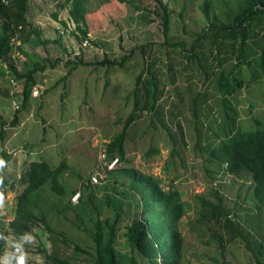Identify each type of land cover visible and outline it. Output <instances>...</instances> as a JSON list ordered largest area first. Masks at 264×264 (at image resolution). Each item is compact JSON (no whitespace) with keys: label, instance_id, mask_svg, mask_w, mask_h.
<instances>
[{"label":"rangeland","instance_id":"rangeland-1","mask_svg":"<svg viewBox=\"0 0 264 264\" xmlns=\"http://www.w3.org/2000/svg\"><path fill=\"white\" fill-rule=\"evenodd\" d=\"M162 1L169 14L165 32L151 0H85L87 37L83 38L70 17V1L28 0L27 20L40 29V37L48 42L45 47L34 48L28 41L20 42L22 32L16 30L12 61L18 70L31 67L41 56L55 64L49 66L46 62L48 66L35 74L42 90L38 95L30 93L22 107L23 80L0 62V218L7 226L14 219L17 197L24 188L20 176L29 161L44 159L53 167L64 160L67 168L61 182L65 194H55L50 183L34 194L33 209L41 218L28 231L34 240L29 242L9 234L1 255L9 258L0 259V264H15V257L21 252L25 264H52L45 253H55L70 264H94L90 231L94 230L97 216L113 217L106 199L108 194L119 192L113 182L125 178L117 170L123 166L158 177L165 190L177 187L184 192L186 211L177 224L182 238L179 264H218L222 260L208 225L198 219L200 196L209 198L215 190L223 194L231 218L243 230L250 247L258 251L264 245V214L249 201L250 178L228 174L224 168L214 172L212 164L194 149L191 98L197 92L210 100L217 97L212 81L205 79L185 56V49L208 23L200 9L202 0ZM225 4L219 2L211 7L212 20L221 19ZM20 44L26 55L16 50ZM143 49L163 90L161 117L169 131L156 120H152L155 128L149 127L151 116L141 115L128 128L126 163L111 167L114 160L104 159L105 144L121 131L132 108L128 94L141 69ZM204 49L213 77L218 70L215 46L206 43ZM103 59H124V66L96 63ZM75 61L80 64L75 66ZM224 65L229 66V61L224 60ZM11 79L18 82V110L8 95ZM260 96L259 86L240 91L235 98L237 123H249L251 115L262 109ZM214 101L210 103L212 108ZM250 102L254 104L251 110ZM15 119L16 124H12ZM200 130L209 133L205 127L200 126ZM169 132L176 143L169 138ZM150 145L157 151L151 152ZM86 184L89 186L84 187ZM118 240L122 263L128 264L130 250L122 232ZM224 245L227 264H264V247L257 260L253 250L239 238Z\"/></svg>","mask_w":264,"mask_h":264},{"label":"trees","instance_id":"trees-1","mask_svg":"<svg viewBox=\"0 0 264 264\" xmlns=\"http://www.w3.org/2000/svg\"><path fill=\"white\" fill-rule=\"evenodd\" d=\"M68 1L69 14L75 28L86 38L85 0ZM151 1L155 4L156 15L161 20L165 32L169 23L167 6L162 0ZM8 2L0 3V62L5 64L11 74L23 80L20 93L23 107L32 87L36 85L35 74L43 71L48 65L53 66L55 62H51L47 56H41L40 60L31 63V67L18 70L11 58L15 50L13 40L16 30L22 32L19 36L20 42L28 41L34 48L39 45L45 47L48 41L41 38L40 29L32 26L27 20L25 12L28 0ZM219 2L226 3L225 10L222 11L221 19L212 20L210 9L212 6H218ZM200 9L208 23L197 33L189 48L185 49L183 43L181 48L185 49L186 58L204 78L212 81L217 97L211 99L216 100L215 108L211 107L210 98L202 92H197L191 98L190 108L195 130L194 149L204 155L205 161L212 164L214 172L219 173L224 168L226 173L234 176L247 175L251 180L248 186L251 193L249 201L255 205L258 212L264 214V0H202ZM206 43L213 44L216 50L218 70L213 73V77L205 56ZM16 50L26 55L21 44L16 46ZM142 54L141 69L135 76V84L128 94L132 108L121 131L105 144L104 159L107 162L116 159V167L119 162L126 163L125 140L128 128L141 115L151 116L149 127L155 128L152 120H156L163 129L168 130L161 117L163 113L160 100L163 90L159 86L152 63L144 58V49ZM223 54L226 58H223ZM124 59H103L96 63L107 67H122ZM224 60L229 61L230 65L225 67ZM73 63L75 66L80 64L79 61ZM255 86L260 87L263 107L251 115L249 123H237L238 108L235 98L242 89L251 91ZM253 105V102H250L249 110ZM16 122L15 119L12 124ZM200 126L205 127L211 135L202 133ZM169 138L176 143L171 132ZM155 149L152 145L149 146L151 152L157 151ZM173 150L174 153L177 151L176 145ZM3 154L7 157L6 153ZM66 168L67 163L64 160L53 167L44 159L29 161L27 169L20 176L24 188L17 197L14 219L7 226L0 218V257L8 241L5 237L8 238V235L12 234L22 239L32 224L41 219L35 213L32 202L34 194L41 187L50 183L55 194H65L61 175ZM117 170L125 178L113 182L119 186V192L108 194L106 199V204L113 210V217L97 216L94 230L90 231L94 242L93 263L123 264L117 250L118 237L122 232L125 244L130 250L128 264H179L182 238L177 224L186 211L184 192L177 187L165 190L158 177L134 167L123 166ZM124 179H128V182ZM87 186L89 185L84 187ZM199 200L198 219L208 225L211 238L219 245L218 255L222 260H218V264H227L224 260L226 241L239 238L245 242L246 247L253 250L243 230L231 218L223 194L215 190L211 197L200 196ZM263 247L264 245L258 251H252L257 260L262 257ZM75 249H78V246H75ZM45 257L51 260L52 264H70L55 253H45Z\"/></svg>","mask_w":264,"mask_h":264},{"label":"built area","instance_id":"built-area-1","mask_svg":"<svg viewBox=\"0 0 264 264\" xmlns=\"http://www.w3.org/2000/svg\"><path fill=\"white\" fill-rule=\"evenodd\" d=\"M1 4H8V0H0ZM18 82L15 79H11L10 80V88L8 89V95L12 98V104L15 110H18L20 108V103L17 101L16 97H17V84ZM42 90V86H38L37 84L34 85L31 89V93L33 95H38ZM114 161L111 164V167L114 166V164L116 163V159H113ZM93 179H95L93 177Z\"/></svg>","mask_w":264,"mask_h":264},{"label":"clouds","instance_id":"clouds-1","mask_svg":"<svg viewBox=\"0 0 264 264\" xmlns=\"http://www.w3.org/2000/svg\"><path fill=\"white\" fill-rule=\"evenodd\" d=\"M0 163H2V161H0ZM24 239L28 240L29 242H32L34 240V237L31 233L29 232H26L24 234ZM5 239L7 240L8 238L5 237ZM8 255H5L4 257H0V259H3L5 261L8 260ZM15 264H25V255H24V252H21L20 255L16 256L15 257Z\"/></svg>","mask_w":264,"mask_h":264}]
</instances>
